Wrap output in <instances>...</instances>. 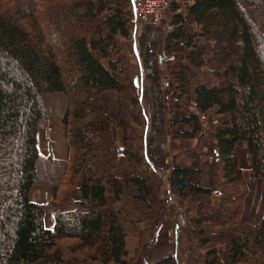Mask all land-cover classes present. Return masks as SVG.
Instances as JSON below:
<instances>
[{"label":"trees","instance_id":"16d2710c","mask_svg":"<svg viewBox=\"0 0 264 264\" xmlns=\"http://www.w3.org/2000/svg\"><path fill=\"white\" fill-rule=\"evenodd\" d=\"M128 7L133 21L131 0H0V264H181L175 255L151 262L142 244L130 257L115 206L125 184L136 201L157 203L149 174L119 163L143 168L148 129L140 89L110 58L117 38L129 37ZM167 16L165 51L183 44L190 66L216 78L194 88L193 110L179 121L188 130L176 134L194 139L206 118L223 179L216 207L191 218L188 232L203 264H264V213L256 224L243 219L248 192L236 155L243 143L253 176L264 180V0H168ZM173 91L169 111H185ZM105 94L115 95L116 115ZM49 118L63 126L64 160L39 152L38 126ZM194 175L175 166L171 185L184 200L211 196L188 181ZM34 186L49 188L46 204L31 202Z\"/></svg>","mask_w":264,"mask_h":264},{"label":"rangeland","instance_id":"374dc122","mask_svg":"<svg viewBox=\"0 0 264 264\" xmlns=\"http://www.w3.org/2000/svg\"><path fill=\"white\" fill-rule=\"evenodd\" d=\"M127 14L130 19L129 37L127 39L117 38V45L111 50L110 58L121 61L123 65L121 67L126 71V76L133 79L137 78L140 92L143 84L142 107L148 117V131L147 137L146 135L145 137L148 140L151 152L157 156V160L152 169L145 163L146 160L143 168L135 162L128 165L127 159L124 157L119 160V163L131 168L130 173L135 170L137 174H142V171L145 170L149 174L148 177L151 179L155 191L154 200L157 198V203L156 205L152 203L146 205L145 202L134 201L136 194L134 187L125 184L127 190L124 189L123 196L127 198H121L122 200L116 203L115 206L120 211L122 224L127 230H132L135 226L137 229L140 222H135L131 218H137L144 213L143 215L147 217L143 220V232L151 229L150 232H153V237H156L155 232L159 230L158 235L164 234L166 243L173 244V242L169 243L167 239H169V234L173 233L174 225L178 224L179 226L177 229L179 237L183 230L188 232V227L191 226L189 222L191 218L209 214L219 202L217 192L223 179L210 122L204 117L200 118L203 132L197 134L194 139L186 140L176 137L178 132L188 130L187 127L179 124V121L182 116L188 112L191 113L193 110L194 88L202 84L208 87L215 86L216 78L206 68L196 69L190 66L186 61L189 49L185 48L183 44L176 43L172 46L170 52L165 51V41L169 33L165 30L166 25L163 29L152 26H138L134 23V20L132 21L130 7L127 8ZM187 23V30L190 33L198 29L191 20L187 19ZM165 24L169 25L168 16ZM149 45L154 51V56L148 57L144 54V50ZM95 55L100 58L98 54ZM147 58L155 59V62L153 60V67L149 70L148 78H146L145 69ZM149 77H153L151 88L154 91V97L152 98L150 97L151 91L147 87ZM169 86L174 89L173 92L176 94H182L183 103L187 105L185 111L183 109L169 111L167 105ZM145 92L149 96L145 95ZM106 98H109V95H106ZM110 101H112V98ZM42 125L40 124V126ZM44 132L45 139L40 136L37 140L38 149L42 150L45 147V149H49L46 150L47 153H51L50 144L52 145L54 141L50 138V143L48 142L46 126ZM43 140H45L44 145ZM236 155L239 168L243 171L244 186L248 192L244 204L243 219L250 224H256L264 213V180L256 179L253 176L250 159L243 143L237 145ZM165 160L168 161L167 170L159 171L160 166L164 167L163 162ZM175 166L195 170L196 175L189 177L188 181L210 189L212 195L200 196L195 194L190 195L185 200L181 198L169 182V177L172 175ZM119 173H121V176L123 175L120 169ZM50 209L51 212L54 211L52 207ZM48 225H51V223L48 222ZM207 230L210 231L208 226ZM151 245L152 243L149 242L145 244V248ZM136 246L137 241L135 239L127 240L126 250L129 256H133L134 253L132 254V252ZM200 251L204 256V252ZM217 252L220 258L224 259V247L218 246ZM66 255L72 257L68 253ZM76 257L84 260L80 256ZM86 262L88 264H98L87 260ZM134 262L132 264L137 263Z\"/></svg>","mask_w":264,"mask_h":264},{"label":"crops","instance_id":"0c3cea01","mask_svg":"<svg viewBox=\"0 0 264 264\" xmlns=\"http://www.w3.org/2000/svg\"><path fill=\"white\" fill-rule=\"evenodd\" d=\"M106 95H109V98L105 99ZM111 98L112 101H110ZM103 105L111 112L112 115H116L118 111V105L114 94H105L103 96ZM42 124H43L42 126L40 127L38 126L37 140L40 138V136H42V138L45 139L44 128L46 126V130H47L46 137L48 139V142L50 143V138L54 142L52 143V145L50 144L51 153L49 152L47 153L46 150L49 149H45V147L42 150H39V152L44 156L51 155L53 158L57 160H64L67 156V147L65 143V134H64L63 126L53 118H49L45 123ZM42 143L44 145L45 140H43ZM124 189H126L125 185L122 189V195H121L122 199L127 198L126 196H123L125 192ZM50 195L51 194L49 188L42 186H34L30 192V200L31 202H35V203L46 204L50 199ZM133 200L136 201L135 199ZM139 203H143V202H139ZM143 214L134 219L133 217L131 218L129 216L133 221L140 222L137 225L139 226L137 229L135 226L133 227L132 230H127L122 224L123 229L128 234L126 238V247H127V240L135 239L137 241V246L133 249L132 254L134 253L135 249L139 247L140 244L145 245L148 244L149 242L151 243L153 242L152 245L149 247L150 249L148 253L146 254L147 259H149L151 262L156 261L165 256L175 255L177 259L181 262V264H203L204 262L203 253L200 251L199 247L192 242V238L189 232L183 230L181 232V236L179 235V237L178 236L176 237V241L174 244H168L166 243L164 234L161 233V235H158L159 230L155 232L156 237H153V232H150L151 229L147 232H143L144 230V226H142L143 220L147 217V216L145 217ZM45 221L47 227L51 228L53 226V212H51L50 208H47ZM48 222H50L51 225H48ZM174 227L173 230H175Z\"/></svg>","mask_w":264,"mask_h":264},{"label":"built area","instance_id":"2783aa9c","mask_svg":"<svg viewBox=\"0 0 264 264\" xmlns=\"http://www.w3.org/2000/svg\"><path fill=\"white\" fill-rule=\"evenodd\" d=\"M132 3V12H133V20L134 23L138 26H152L156 28H162L166 25V31H171V26H169L166 23V17H167V10H168V0H131ZM144 54L146 56H154V51L151 48V45L147 47V49L144 50ZM154 62L155 59L153 58ZM151 58H147L145 61V69H146V78H148L149 70L153 67L154 62ZM142 81H143V74H142ZM153 82V77H149V84H147V87H149L151 94L150 97H154V91L151 88V84ZM140 99H143V84L141 85V92H140ZM145 95H148L147 92H145ZM149 96V95H148ZM148 131V129H147ZM147 137V132H146ZM144 140V157L147 161V164L152 169L156 165L157 156L154 155L148 144V140ZM163 166H160L159 171H165L168 168V161L165 160L163 162ZM172 176V175H171ZM171 176L169 177V182L171 184ZM173 188V187H172ZM174 189V188H173ZM169 193V191H167ZM172 233V232H171ZM178 236L177 232L169 234L168 242L172 243L176 237Z\"/></svg>","mask_w":264,"mask_h":264},{"label":"water","instance_id":"95a60500","mask_svg":"<svg viewBox=\"0 0 264 264\" xmlns=\"http://www.w3.org/2000/svg\"><path fill=\"white\" fill-rule=\"evenodd\" d=\"M133 82H134L135 87H139L136 77L133 79Z\"/></svg>","mask_w":264,"mask_h":264}]
</instances>
